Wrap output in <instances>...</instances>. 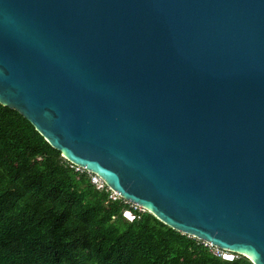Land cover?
<instances>
[{"label":"water","instance_id":"95a60500","mask_svg":"<svg viewBox=\"0 0 264 264\" xmlns=\"http://www.w3.org/2000/svg\"><path fill=\"white\" fill-rule=\"evenodd\" d=\"M0 102L123 198L264 264V0H0Z\"/></svg>","mask_w":264,"mask_h":264},{"label":"trees","instance_id":"16d2710c","mask_svg":"<svg viewBox=\"0 0 264 264\" xmlns=\"http://www.w3.org/2000/svg\"><path fill=\"white\" fill-rule=\"evenodd\" d=\"M17 109L0 102V264H255L226 259L150 211L109 201Z\"/></svg>","mask_w":264,"mask_h":264},{"label":"built area","instance_id":"2783aa9c","mask_svg":"<svg viewBox=\"0 0 264 264\" xmlns=\"http://www.w3.org/2000/svg\"><path fill=\"white\" fill-rule=\"evenodd\" d=\"M62 155V153H61ZM62 157L67 160L68 164L74 168L76 171H79V172H87L88 175L90 176V179H91V183L97 188V189H100V190H106V191H109V200H107L106 202L108 203L109 201H113V200H116V199H122L124 200L125 202H129L130 206L125 208L124 211H123V215L130 219V220H133L134 218L136 217H140V214L142 212H145V211H149L147 208L143 207L142 205L138 204V203H135V202H131L125 198H123L117 191H115L114 189H112L109 185H107L106 181L104 180V178L99 175L97 172H94V171H91V170H88L86 167H83L81 165H78L70 160H68L66 157H64L62 155ZM191 236V235H190ZM194 237V236H193ZM197 238V237H196ZM199 239V238H198ZM201 242L207 246L214 254L218 255V256H222L226 259H233L234 257H236L239 253L237 252H233V251H230L228 249H224V248H221L219 246H216L214 244H212L211 242L207 241V240H203V239H200Z\"/></svg>","mask_w":264,"mask_h":264}]
</instances>
